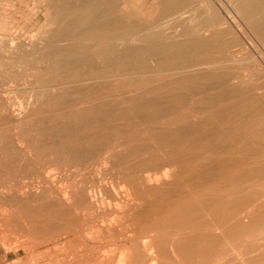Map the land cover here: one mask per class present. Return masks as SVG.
I'll use <instances>...</instances> for the list:
<instances>
[{
    "label": "rangeland",
    "instance_id": "obj_1",
    "mask_svg": "<svg viewBox=\"0 0 264 264\" xmlns=\"http://www.w3.org/2000/svg\"><path fill=\"white\" fill-rule=\"evenodd\" d=\"M120 1L122 3V8L125 6L127 7V8L126 7L123 8L124 9L123 14H125V11H128L130 18L132 20L136 21V27L134 28L135 31L134 30L132 31L131 37L129 38L127 43H126V41L124 42L121 40L113 42L111 45L106 43L107 46H106V44L102 43L103 45H105L104 49H109V48L111 49L113 47V50L115 52L117 51L115 55L118 57H115V55H114V56H111L107 60L106 56L105 57L103 56L104 57L103 58L102 55H100V54H98L99 56L93 55L94 51L97 54V51H99V49L102 47L101 46L102 44H99L96 41L95 42L94 41H85V40L82 41L81 39H79V40L75 39V40H70V41L57 42V41H52L51 39L47 38L46 35H43L44 32H48L47 29H49V27L47 28L46 25H44L45 24V8H46L47 0H0V63H1L0 64V131H1L0 132V136H1L0 137L1 138V140H0V158L5 159V161H3V159H0L1 160V162H0V175L2 173L1 176L3 177L2 178L0 176V185H1L0 186V189H1L0 190V206H1V209H0V227H2V228H0V264H50V263L51 264H66V263L67 264L68 263L69 264H114L116 262H117L116 264H119V259H120V264H133V263H135V264H146L147 261H149V260H150L149 261L150 264H177V263L178 264H203V263H205V264H209V263L210 264H219L221 262H222L221 264H245V263H243L244 261L246 262V264H252L254 261L260 260V258H264V239H263L264 238V215H263V213H264V165H263L264 164V153H263L264 152V140H263L264 139V136H263L264 135V128L260 127L259 129H255V131H254L253 128H250L249 125H246L248 123L245 122L244 117L246 119L247 116L240 117L241 121H237L238 120L237 118H239V115H238L239 112L241 113V115L242 114L244 115V113H245V115H247L246 113H248L252 110L256 111L255 113L252 111L253 114H256L257 110L258 111L262 110L257 114L258 118H256V122L257 123H264V120H263L264 119V115H263V113H264V39L261 36L257 35L253 31L254 25L257 24L258 22L261 23L262 25H264V11H260V10H258V12L255 11L254 13L256 15L250 14V15H252V16L254 15V16L253 17L251 16L250 19L247 20L249 17L245 16L247 14H245V12H244V9H245L244 4L247 3L249 0H175V1L174 0H167V2L173 3V4H169V5H172L171 9L174 7L176 8L179 5L178 6L179 8L178 7L177 8L179 9L180 12L182 11V13L184 14L183 15L184 18H183V20H179V19H173V18L169 17L166 19L168 24L159 25L158 22L161 19V17H160V13H159L160 5H158V4L160 3V0H125V1L120 0ZM174 3L177 4V6ZM243 16H245V19ZM244 20H247V22ZM213 21L222 24L221 26L218 25L219 27L214 29V30H217L220 32L218 34L217 39H214V37L212 38V36H211L212 31H210V30L207 31L208 27H205V26L210 25L211 22H213ZM252 21L255 23L254 25H253ZM215 22H213V23H215ZM161 23H162V21H161ZM42 26L43 27L45 26V28H43ZM38 29H39V31H41V30L42 31L39 33ZM186 30L188 31V34H187V32H185ZM185 34H187L188 36ZM190 34H191V37H190ZM171 35H172V37H171ZM168 36H170L171 38ZM42 37H44V38H42ZM148 37H149V39H148ZM135 38L137 39V41ZM145 38H146V40H145ZM205 38H206V40H205ZM191 40H192V42H191ZM149 41H150V43H149ZM213 42H216V43H213ZM49 43H50V45H49ZM209 43H210V45H209ZM175 44L181 46L180 49ZM2 45L6 46L7 48L3 47ZM192 45H194L195 49ZM188 46L191 47L193 50H191V48H188ZM39 47H41V48H39ZM184 47L187 50H185ZM149 48H151L152 50ZM74 49L76 52L74 51ZM80 49H82L83 52L80 51ZM118 49H119V51H118ZM9 50H11L12 52H10ZM68 50L69 51L71 50V54ZM178 50H181V51H178ZM159 55L162 57H160ZM123 56H125L127 58H124ZM157 56L159 57V59ZM61 57H62V60H61ZM116 58L119 59V61ZM177 58H179V59L177 60ZM39 59H41V60H39ZM42 59H43V62H42ZM110 61L113 64L110 63ZM122 61H124L123 63H125V64H122L121 63ZM147 61H149V62H147ZM204 61H207V62L205 63ZM52 62H54L55 64ZM57 62H59V63H57ZM43 63L45 65H43ZM137 63L139 66L137 65ZM50 65H53V66H50ZM62 65L64 66L63 68H62ZM48 66H50V67H48ZM33 67H35V68L33 69ZM74 68L78 71H76ZM66 69H67V71H66ZM92 69H93V72H92ZM108 69L110 70V73H109ZM63 70H65V72ZM69 70H71V71H69ZM114 70H115V72H114ZM121 70H124L125 73H123ZM94 71L95 72L97 71V73H95ZM103 72H105V73H103ZM86 73H87V75H86ZM100 73L102 74V76L99 75ZM27 74H28V76H30L29 78H31V79L28 78ZM127 74H129V75H127ZM123 75L125 76L126 80L123 79L124 78ZM196 75H197V79H199V80L196 79ZM188 76H189V78H188ZM143 77L145 80L143 79ZM231 77H232L231 80H233V78H234L233 82L230 80ZM36 78H37V80H36ZM112 78H114V80ZM131 78H132V80H130ZM50 79H51V81H50ZM146 79H147V81H146ZM241 79L243 81H241ZM177 80H180V82L179 81L177 82ZM34 81H37V83ZM119 81L122 82V84H120ZM130 81H132V82H130ZM144 81H146V82H144ZM33 83L37 84L36 87ZM42 83H44L45 85ZM30 84H31V86H29ZM53 84L55 85V88L57 89L56 90L54 88L57 95H55V92H53V88H51L52 90L50 89V92L47 91V90H49L48 89L49 85L51 86ZM173 85H176V86H173ZM158 86H161V87L159 88ZM164 86L165 87L167 86V87L165 88ZM40 87H41V89H40ZM182 87H183L184 91H182L183 90ZM84 88H87V91L84 90ZM169 88H171V89L173 88L175 90H171ZM179 88L181 89V91L179 90ZM30 89H31V91H30ZM42 89L46 90L45 92H48L51 94L54 93V94L50 95L48 93H45ZM228 89H229V91H228ZM231 89H232V92H230ZM32 90L34 91V94L37 93L38 95L37 94H36L37 96L33 95ZM41 90L44 93H41L42 92ZM76 91H77V93H75ZM174 91H176V92H174ZM72 92H74V93H72ZM58 93H59V95H58ZM152 93H153V95H152ZM167 93H169V94H167ZM172 93L174 94L173 98H175L177 96V98H175L174 100L171 97ZM232 93H233V95H235L237 93L239 95V96L235 95L237 98L243 96V94H244L245 98L241 97L242 99H245L244 102L241 98H238L236 100V97L233 96ZM44 94H48V95H44ZM74 94H76V95L74 96ZM78 94H79V97H78ZM82 94H84L85 96ZM102 94H104V96ZM154 94H156V95H154ZM60 95H61V97H60ZM133 95L135 98L133 97ZM231 96L233 98L235 97V99H233ZM56 97H57V99H56ZM170 97L172 99H170ZM246 97L250 98V99L247 101ZM26 98H28V99H26ZM38 98L39 99L41 98V99L39 100ZM103 98L104 99L106 98L105 99L106 102H104L105 100ZM122 98H124V99H122ZM181 98H182V100H181ZM46 99L49 102L48 101L46 102ZM119 99L120 100L122 99L121 100L122 102L119 101ZM91 100H92V102H91ZM129 100H131V101L129 102ZM254 100H255V102H253ZM96 101H97V103H96ZM169 101L171 102V104ZM215 101H216V103H215ZM245 101L247 103H245ZM50 102H52V103H50ZM178 102H180L181 104ZM132 103L135 105H133ZM138 103H139V105H137ZM151 103H152V105H151ZM177 103L180 105H178ZM208 103H209V106L207 105ZM214 103H215V105H214ZM159 104H160V107H159ZM243 104H244V106H243ZM50 105H53V106H51L52 108L50 107ZM74 105H75V107H74ZM178 106H180V107H178ZM90 107L92 108V110ZM122 107L124 108V110L122 109ZM127 107H129V108H127ZM131 107H133L134 109ZM139 107H141V109ZM149 107H151L152 109L154 107L155 109L152 110ZM234 107H235V109H234ZM8 108H10V109H8ZM71 108H72V110H70ZM83 108H85V109H83ZM171 108H172V111H171ZM241 108L244 110H241ZM41 109H42V111H41ZM117 109H119V110H117ZM138 109H139V111H138ZM236 109H237V111H236ZM45 110L46 111L48 110V112H46ZM83 110H85V111H83ZM155 110H156V113H155ZM224 110H225V112H227L229 114H227V113L225 114V112L223 113L222 111H224ZM157 111H158V113H157ZM27 112H28V114H25ZM69 112H71V114ZM77 112H79V114H77ZM96 112H99V113H96ZM117 112H118V115H117ZM173 112L176 113V115L173 114ZM17 113H19V114H17ZM93 113H96L97 118H96V116L93 115ZM112 113H114V115H117V116H114ZM160 113H161V115H160ZM211 113H212V117H211ZM260 113H262L260 115L261 117H259ZM165 114L166 115L168 114L169 117L168 116L165 117L166 116ZM249 114H251V113H249ZM112 116H114L113 119H112ZM119 116H121V118ZM146 117L148 120L146 119ZM156 117L158 119H156ZM163 117H164V119H163L164 121L162 120ZM171 117L174 119H172ZM176 117H177V120L179 121V123L176 122L177 121ZM68 118H70L71 120ZM103 118L106 120H104ZM117 118H119V119H117ZM55 119L58 121H56ZM115 119H116V121H118V123L116 121H115L116 123L114 122ZM122 119L123 120L125 119V121H124L125 123H123ZM133 119H134V121H133ZM165 119L166 120L169 119V120L166 121ZM186 119H188V120H186ZM53 120H54V122H53ZM85 120H86V122H85ZM145 120H146V122H145ZM152 120L155 122V124H153L154 122ZM160 120L163 122L166 121V123L163 125V128H162L163 122L161 123ZM170 120H171V123L168 124L170 122ZM174 120H175V123H174ZM19 121L22 124H20ZM51 121L53 123H51ZM82 121H84V122H82ZM110 121H111V123H110ZM11 122H12V124H11ZM48 122H50V123L48 124ZM72 122H74V123H72ZM80 122H81V124H80ZM150 122H153V123L150 124ZM17 123H19L20 125H24V126H21L22 127L21 128L19 126V124H17ZM62 123L64 125H62ZM69 123H70V125H69ZM77 123H79V125H77ZM91 123L92 124L94 123L93 126L94 125L98 126V125L102 124L101 126L104 127L103 128L104 130L101 129L102 130L101 131L99 127H98L99 130H97L98 128L94 129L95 126L94 127L91 126L93 128V129L91 128L92 131H90L91 129H85L86 125L91 124ZM114 123L117 125H120V126H118V127H117V125L114 126L115 125ZM146 123L150 124V125H147ZM57 124H60V125L57 126ZM111 124H112V126H111ZM6 125L8 128L7 127L5 128ZM144 125H146V128L145 127L143 128ZM151 125H153V126H151ZM15 126H17V127H15ZM156 126H157V128H158V126H161V127H159L157 129V128H155ZM154 128H155V130H153ZM221 128H223V130ZM27 129H29V130H27ZM71 129H73V130H71ZM133 129H134V132H133ZM144 129H145V131H144ZM147 129H149V131H147ZM163 129H164V131H163ZM249 129H252V130H249ZM94 130L96 132H94ZM137 130H139V131L136 132ZM34 131H36V132H34ZM48 131L51 132L50 133L51 135L49 134ZM76 131L78 134H76ZM156 131H157V133L155 134ZM248 131H249V134H248ZM27 132H29L30 134ZM31 132L33 133V135L35 137L31 134ZM45 132H46V134H45ZM66 132H68L67 135H66ZM174 132H175V134H172ZM38 133H42L41 134V135H43L42 138H41V135H38ZM47 133H48V135H47ZM53 133H55L54 137L52 136ZM94 133L95 134L98 133V134L95 135ZM133 133H135V134L133 135ZM26 134H27V136H26ZM28 134H29V136H28ZM68 134H70V135H68ZM86 134H88L89 137ZM108 134L110 135L109 137L107 136ZM146 134H147V137L145 138L144 136ZM240 134H241V137H240ZM24 135L26 138L22 139L24 137ZM154 135H156L157 138ZM2 136H3V139H2ZM49 136H50V138H49ZM55 136H57V137L60 136V137L56 138ZM121 136L123 139L120 138ZM18 137L21 140H19ZM33 137H34V140L37 139L38 142L32 141ZM63 137H64V139H63ZM65 137L67 138V140ZM99 137H101V138L99 139ZM138 137H141V138H138ZM161 137H163V138H161ZM256 137L260 138L261 142L259 141V139L257 140ZM152 138L154 141L152 140ZM187 138L192 139L194 144L191 146V148H189V150L188 149L183 150V155L185 157L183 156V158L182 157L179 158L180 150H178V148H177L178 146H176V145L174 148V144H177V142H179L181 140H185ZM26 139H28V140H26ZM39 139H40V141H39ZM139 139H140V141H139ZM242 139H243V141H242ZM250 139H253V140H250ZM25 140L29 141V143L27 142V144H26ZM147 140H148V142L151 140L152 143H154V145L152 143H150L151 141L149 143L146 142ZM158 140H159V143H157ZM17 141H19V142H17ZM30 141H32L34 143H32ZM59 141H62V142H59ZM92 141H97V142H93V144H92ZM197 141H199V142H197ZM1 142H2V144H1ZM20 142H22V143H20ZM87 142H89V144ZM166 142H168V143H166ZM16 143H17V145H16ZM55 143H57V144H55ZM84 143H86V144H84ZM207 144H208V146H207ZM43 145H45V146H43ZM62 145H64V146H62ZM76 145H79V146H76ZM83 145H86L88 148L86 146H83ZM106 145H107V147H105ZM211 145H213L212 148L210 147ZM248 145H250V149L245 150V148ZM31 146L33 148H30ZM51 146H52V148H51ZM56 146L58 148L63 147V148H61L63 150L57 149ZM99 146L100 147L104 146L105 148L103 147V148L98 149ZM140 146H142V147H140ZM44 147H46V148H44ZM47 147H48V149H47ZM70 147L72 149H70ZM6 148L8 149L7 151H6ZM53 148H54V150H53ZM64 148H65V150H64ZM91 148L92 149L94 148V150L92 151ZM30 149H31V151H30ZM73 149H74V151H73ZM77 149H79V150H77ZM109 149H112V150H109ZM207 149H208V153H206ZM227 149H229L230 151H227ZM50 150H52V151H50ZM142 150H143V152H142ZM144 150H147V152L144 153ZM161 150H164V151H161ZM199 150H201V153L199 152ZM202 150H203V152H202ZM239 150L242 151V154L240 153ZM28 151H30V152H28ZM63 151H65V152H63ZM99 151H100V153H99ZM116 151L121 153V155L119 153L117 154V155H120L119 157L116 155ZM122 151H124V152L126 151V154ZM255 151H258L259 153L258 152L254 153ZM260 151H261V153H260ZM35 152H37V153H35ZM51 152L54 154H51ZM68 152L70 155L68 154ZM74 152H76L75 155H73ZM141 152L143 155H145L146 153L148 155L146 154L147 156L146 155L143 156L141 154ZM195 152L196 153L198 152L199 154L198 153L196 154ZM231 152H233V153H231ZM9 153H11V154H9ZM12 153H13V155H12ZM250 153H251V155H250ZM106 154H107V156H109L108 159H106L107 158ZM240 154H241V156H240ZM86 155H88V156H86ZM154 155H156L157 157ZM173 155H175V156H173ZM37 156L42 157V158L39 159V158H37ZM84 156H86L85 158H87V157L88 158L84 160ZM125 156H127V157H125ZM134 156H135V158H134ZM213 156H215V157L217 156V157L214 158ZM233 156H235L234 160H236V161H238L239 158L241 160V157H243V158L245 157L244 159H246V161L242 159L241 160L242 163L247 168H251V169L254 168V169L260 170V172H261L260 174H262L261 178L246 182V183H244V185L242 184V185L238 186L240 188H238V187L232 188L231 186L227 187V185H222V184L220 185V187L219 186L214 187L213 181H211V179L208 180L209 183L205 182L204 185L208 188V190H210V191L213 190V193L216 194L218 197H220V201L224 202V203L226 202V204H230V203L237 204L239 202V200L241 198H243L244 202H246V204H247V206H246L247 208L244 209V213L248 211L249 213L246 215H250L251 217L257 216V217L261 218L260 219V220H262L261 224H257L253 228H249V229H246L244 231H238V232H235L233 234H228V235H227V233L226 234L222 233L223 232L222 229H221L222 231L221 230L212 231L213 233L212 232L211 233H212V235L215 236V239L217 241H215V239H214V243L215 242L216 243L215 244L213 243L214 248L211 249L212 252H210V254L205 255V258H207V259L210 258L209 260L205 259L203 254L196 253V254L192 255L190 257V259H188V258L179 259V258H174L173 256L170 255V256H168L167 259H163V261L159 262V261L155 260L157 257L156 254L153 253L152 255L151 254L149 255V253H146L145 251H143V247L141 245L135 244L138 236L149 238L150 236H155L156 235L155 231H157V230L159 231V229H162V230L159 231V233L157 231L158 236L156 235L157 238L155 239V240H158L157 242H161L165 238L164 242H166V244H168V246H169L171 243L176 242L177 240L184 239V235H185L184 230H187L186 227H188L190 225V224H187V222H186V221H188V217L186 218V215H184V214L181 215L182 218L180 217V221H183L185 223L186 227L185 226L179 227L178 226L179 221H169L168 222V220L165 221L162 219V217L157 215V213L153 211V208L155 207V203L156 204L163 203L165 205H173L177 201L176 193H172L173 190L193 189V186H189V188L186 187L187 184L185 182H182V178H184V176H186V175H190L189 171H192L195 166L197 167V165H195V164H197V162L201 164L202 168L204 165V167H206L208 169H213L216 167L215 165H217L216 164L217 159L225 158V157L234 158ZM255 156H256V158H255ZM91 157H93L94 160H92L93 158H91ZM124 157L128 161L124 160L125 159ZM130 157H132V158H130ZM139 157H141L142 159ZM35 158H37L38 160ZM81 158H83V159H81ZM116 158H117L119 163L116 161ZM121 158H123V159H121ZM145 158L146 159L151 158L153 160L159 159L160 161H163V160L165 161L167 159L169 160V159H173V158H176V160L181 159V161L179 160V163L177 164L179 166L178 170L181 172V174L178 177L179 179L177 178L176 179L177 181L176 180L174 181L173 178H170V180L167 181V185L173 184L174 187L171 186V189L166 190V188H162V189L161 188H155L156 186L153 187L154 185H152V187L154 189H152V191L149 192L147 190V188H145L144 186H142V187L141 186H135L134 187L135 194H132L128 189L129 187L127 186L128 182H126L125 172L120 173V171H118L116 169V166H118V167L121 166L120 168L123 169L122 166L125 165V163H126V165L124 166V170L126 169L128 171V170H131L133 168H137V166L138 167L141 166V162L144 163ZM203 158H204V160H202ZM252 158H254V159H252ZM11 159H13V161H11ZM40 160H42V162ZM51 160H53V162ZM73 160H74V162H73ZM95 160H96V163L94 162ZM123 160L125 163L121 165V163H123ZM211 160H213V161L211 162ZM24 161H26V163ZM77 161H78V163H76ZM90 161H91V163H90ZM98 161H99V163L97 164ZM116 162H117V164H116ZM202 163H204V164H202ZM75 164L78 166H76ZM119 164H120V166H119ZM83 166H85V167H83ZM126 166H128L129 168H125ZM48 167H49V171H51V172L48 171V169H47ZM107 167L109 169H107ZM261 168H262V170H261ZM22 169H24V170H22ZM52 169H53V172H52ZM187 169H188V171H187ZM16 170H17V172H16ZM43 170H44V172H43ZM96 170L98 172L99 171L101 172L103 170V172H101V174H100V172L97 173ZM6 173L8 174V176L7 175L5 176ZM46 173H48V175ZM80 173H82V174H80ZM28 174H29V176H28ZM59 174L62 176H60ZM121 174H122V176H121ZM112 176H114V177H112ZM61 177H62V179H61ZM78 177H80L81 179ZM103 177H105V178H103ZM124 178H125V181H124ZM51 179L53 181H51ZM92 179H93V182H91ZM1 181H3V182H1ZM56 181L58 184L56 183ZM37 182L39 184H41V186ZM188 182H190V181L188 180ZM182 183H185V184L183 185ZM206 183H208V184H206ZM31 185L33 186V188L31 187ZM38 185H39V188H38ZM81 185H83V186H81ZM85 185H86V187H90V188H85ZM120 186H121V188H124L125 190L124 189L120 190L119 189ZM252 186H254V187H252ZM29 187H31V188H29ZM66 187H69L70 189L69 188L67 189ZM98 187H100V188H98ZM175 187H177V188L175 189ZM19 188L21 189L20 190L21 192L18 191ZM76 188L78 189V191L80 188H85L88 192H90L91 196H93V197L95 196L97 198L96 200H98V201H100V199L102 197H104V199L101 200L103 202L100 201L98 203V204H100V208L98 209V211L89 212V214H87L86 213L87 211L77 212L73 209V205L71 203L72 200L69 198L67 199L65 197L68 196V194L70 192H76V190H77ZM65 189L68 191V194H66V196L63 195L67 192ZM94 189L95 190L100 189L101 192L99 190L98 191L96 190V191H97V193L99 192L98 194L101 196H99ZM112 189H115V190H112ZM145 189L147 190L148 194H147V192H145L146 191ZM12 190H14L13 193H12ZM71 190H73V191H71ZM89 190H91V191H89ZM235 190L238 192H236ZM116 191H117V193H116ZM126 191H127L128 197L126 196ZM128 191H129V193H128ZM17 192L19 194L18 197L16 196V195H18ZM27 192H28V194H25ZM20 193H21V195H20ZM93 193H94V195H93ZM108 193H110V194H108ZM3 194H6V195H3ZM14 194H15V196H14ZM115 194H117V196H114ZM9 195H11L14 200ZM23 195L24 196L26 195V197L28 198L27 201L23 197ZM43 195H44V197H43ZM141 195H142V197H141ZM164 195H165V197H164ZM230 195H231L232 199L230 198ZM48 196L49 197L51 196V197L48 198ZM223 196H224V198L229 197V199L228 198L224 199ZM6 197H9L8 198L9 200ZM4 198H6V201H9L10 203L6 202ZM17 198L19 200H17ZM21 198H22V200H24V202H22V200L20 201ZM151 198H152V200H151ZM221 198L223 199V201ZM47 199H49V201ZM1 200H3V201H1ZM17 201H20L22 203V205H21V203L16 204V203H18ZM40 202L43 206L40 204ZM116 202L118 204H120V205H118L120 210L118 209V206L115 205ZM51 203L53 204V206H51ZM58 203H60L61 205H59ZM101 203L105 207H102ZM108 203H110V204H108ZM121 203H123V204H121ZM127 203H128V205H127ZM150 203H151V206H150ZM107 204L110 206L108 207ZM25 205H29V207L25 206ZM31 205H33V206H31ZM22 206L26 207L27 210L22 209ZM30 206L32 208L34 207L33 208L34 212H32V208ZM63 206H64V209H62ZM127 206H129V207H127ZM11 207H13V209ZM14 207H16V208L18 207V209L20 208V210L22 209V212L25 210L23 212L24 216H22V213L20 210L17 209L19 211L18 212ZM120 207H122V208H120ZM29 208H31V209H29ZM45 208H47V209H45ZM49 208H52V209L58 208V209H56V211H58L56 213V215H54L55 209L54 210L51 209L52 210V212H51V210ZM60 208L62 210H59ZM103 208H104V210H103ZM138 208H139V210L142 209L143 212H141L142 210L139 211ZM2 209L4 212L2 211ZM37 209L38 210L42 209L43 211L39 210V212L36 213V211H38ZM67 209H69V210H67ZM128 209H129L130 213H129ZM145 209H146V211H145ZM72 210L74 212H72ZM41 211L43 214L41 213ZM133 211H135V212H133ZM17 212L20 214H16ZM28 212L32 213V214H29ZM50 212H51V214H53V218L55 216L59 220H55V218L53 219ZM65 212H66V215H65ZM9 213L11 215H9ZM47 213H48V215H47ZM67 213H68V215H67ZM135 213H136V215H135ZM61 214H62V216H61ZM219 214H220L219 216H222L224 214V212L222 211ZM200 215L198 214L196 216L197 221L196 220H195V222L193 221L192 224L195 225V224H200L202 222H206L207 220L211 219V217H212V214L207 213V211L201 213ZM43 216H45L47 218L45 222L43 221V220H45L43 218ZM209 216H210V218L208 219ZM76 217H78L79 219ZM146 217H147V219H146ZM156 217H158V218H156ZM49 218H50V221H49ZM63 218L65 221H63ZM110 218H112V219H110ZM155 219H157V220H155ZM159 219H160V221H159ZM249 219H250V217H249ZM249 219L246 218V221L243 220L244 224H246V227L248 226V224L250 222ZM15 220H17L18 222ZM23 220H25V221H23ZM53 220L57 221V223L54 222ZM72 220H74V222ZM87 220H88V223H87ZM111 220L114 222H112ZM161 220H163V221H161ZM61 221L64 222L66 224V226ZM39 222L41 225L38 224ZM46 222L49 224H47ZM15 223L17 225H15ZM60 223H61L62 227L59 228ZM75 223L78 224V227L76 226ZM229 223H232V221H228L227 224H225V227L228 226ZM57 224H59V225H57ZM38 225H40V226L38 227ZM165 225H167V226H165ZM57 227L60 230H58ZM156 227H157V229H156ZM174 228H176V229H174ZM254 228L255 229L258 228V230L257 229L255 230ZM75 229H77L78 231ZM223 229L225 230V228H223ZM106 230H108V231H106ZM140 230H142V231H140ZM153 230H155V231H153ZM166 230H168V231H166ZM22 231H23V233H22ZM162 231L165 233H161ZM16 235H19V236H16ZM24 235H26V236H24ZM50 235H52V236H50ZM169 235H170V237H169ZM171 235H173V236L171 237ZM51 237H52V239H50ZM217 237H219V238L217 239ZM223 237H225V239ZM3 238H4V240H3ZM22 239H24V240L22 241ZM28 239H31V241ZM149 240H150V238H149ZM28 241H30V242H28ZM40 241H42L43 243ZM145 241H148V240L145 239ZM257 241H258V244L256 243ZM221 243H222V245H221ZM261 244H263V245H261ZM61 245H63V246H61ZM125 245L128 247H126ZM213 245H212V247H213ZM104 246H106L111 252ZM113 246H115V247H113ZM216 246H218V248ZM93 248H95V249H93ZM128 248L130 250H128ZM103 250H106L108 252L105 253L106 251H103ZM119 250H120L121 254H119L120 253ZM123 250H126V251H123ZM101 252L102 253L104 252V254H102ZM124 252H129V253L132 252V253L126 254ZM116 253H118L119 255H117ZM250 253H252V254H250ZM127 255L130 257V259L128 258ZM226 255H227V257H226ZM247 255L249 256V258L247 257ZM146 256H147V258H146ZM215 256H216V258H215L216 261L214 260ZM256 256H257V258H256ZM221 257H222V259H221ZM253 257L256 259L254 260ZM243 258L245 260H243ZM151 259H154V260L151 261ZM186 259H187V261H186ZM219 259H221V260H219ZM139 260H142V261H139ZM228 260L230 263L228 262ZM240 260H242V261H240Z\"/></svg>",
    "mask_w": 264,
    "mask_h": 264
},
{
    "label": "bare ground",
    "instance_id": "obj_2",
    "mask_svg": "<svg viewBox=\"0 0 264 264\" xmlns=\"http://www.w3.org/2000/svg\"><path fill=\"white\" fill-rule=\"evenodd\" d=\"M125 1V0H124ZM175 1V0H174ZM171 2V1H170ZM177 3V2H176ZM169 4H173V3H169V2H167V0H160V3L158 4V5H160V11H159V13H160V17H161V19L159 20V22H158V24L159 25H165V24H168V22L166 21V19L167 18H173V19H179V20H183V13H182V11L180 12L179 11V5L177 6V4H175L177 7L174 9V8H172L171 9V6L172 5H169ZM179 4V3H178ZM174 5V6H175ZM245 5V9H244V12H245V14H247V15H245L246 17H249L247 20H249L250 19V17L252 16V15H250V14H255L254 12L255 11H257L258 12V10H260V11H264V0H249L247 3H245L244 4ZM126 7V6H125ZM125 7H123V8H125ZM122 8V3H121V1L120 0H47V4H46V8H45V24L44 25H46V27L48 28L49 27V29H47L48 30V32H44V34L43 35H46V37L47 38H49V39H51L52 41H57V42H63V41H70V40H75V39H81L82 41L83 40H85V41H96V42H98L99 44H106V43H108V44H112L113 42H116V41H126V43H127V41L129 40V38L131 37V34H132V31L134 30V28L136 27V21L135 20H132L131 18H130V15H129V13H128V11H125V14H123V9ZM127 8V7H126ZM126 10V9H125ZM256 12V13H257ZM249 15V16H248ZM256 15V14H255ZM245 16H243L244 17V19H245ZM254 16V15H253ZM252 16V17H253ZM247 20H244V21H246L247 22ZM253 20V19H252ZM161 21H162V23H161ZM256 21V20H255ZM259 21V20H258ZM210 22V21H209ZM213 22H215V21H213ZM213 22H211V24L210 25H208V26H205V27H208V29H207V31L208 30H210V31H212V38L214 37V39H217L218 38V34L220 33L219 31H217V30H214L215 28H217V27H219V26H221L222 24H220V23H218V22H215V23H213ZM250 22V21H249ZM253 22V21H252ZM173 23V22H172ZM139 24V23H138ZM255 23L253 22V25H254ZM219 25V26H218ZM167 26V25H166ZM43 27V26H42ZM204 27V28H205ZM43 28H45V26L43 27ZM200 28V27H199ZM203 28V29H204ZM140 29V28H139ZM138 29V30H139ZM198 29V28H197ZM196 29V30H197ZM221 29V28H220ZM44 30V29H43ZM46 30V29H45ZM42 31V30H41ZM41 31H39V29H38V32L40 33ZM135 31V30H134ZM253 31L257 34V35H259V36H261L263 39H264V25H262L261 23H257V24H255L254 25V28H253ZM185 32H187V34H188V31L186 30ZM184 32V33H185ZM38 33V34H39ZM155 34V33H154ZM187 34H185V35H187ZM41 35V34H40ZM42 35V36H43ZM39 36V35H38ZM145 36V35H144ZM156 36V35H155ZM159 36V35H158ZM178 36V35H177ZM183 36V35H182ZM188 36V35H187ZM45 37V38H46ZM143 37V36H142ZM141 37V38H142ZM168 37H170V36H168ZM171 37H172V35H171ZM170 37V38H171ZM190 37H191V34H190ZM42 38H44V37H42ZM136 39V38H135ZM148 39H149V37H148ZM152 39V38H151ZM260 39V38H259ZM145 40H146V38H145ZM153 40V39H152ZM205 40H206V38H205ZM84 41V42H85ZM136 41H137V39H136ZM155 41V40H154ZM2 42V41H1ZM51 42V41H50ZM189 42V41H188ZM191 42H192V40H191ZM194 42V41H193ZM219 42V41H218ZM3 43V42H2ZM5 43V42H4ZM149 43H150V41H149ZM187 43V42H186ZM185 43V44H186ZM213 43H216V42H213ZM6 44V43H5ZM101 45L102 47L99 49V51H97V54H96V52L94 53L93 52V55H97V56H99L98 54H100V55H102V57L104 56H106L107 57V60L111 57V56H114L115 54H116V52L113 50V47L110 49H104V47H105V45ZM132 44V43H131ZM148 44V43H147ZM152 44V43H151ZM177 44V43H176ZM175 44V45H176ZM192 44V43H191ZM218 44V43H217ZM35 45V44H34ZM47 45V44H46ZM49 45H50V43H49ZM209 45H210V43H209ZM3 46V45H2ZM106 46H107V44H106ZM116 46V45H115ZM176 46H178L179 47V49H180V47L181 46H179V45H176ZM193 47H194V45H192ZM213 46V45H212ZM221 46V45H220ZM223 46V45H222ZM3 47H5V48H7L6 46H3ZM39 48H41V47H39ZM118 48V47H117ZM116 48V49H117ZM123 48V47H122ZM125 48V47H124ZM134 48V47H133ZM185 48V47H184ZM188 48H191V47H189L188 46ZM3 49V48H2ZM63 49V48H62ZM139 49V48H138ZM149 49H151V48H149ZM194 49H195V47H194ZM121 50V49H120ZM130 50V49H129ZM141 50V49H140ZM152 50V49H151ZM185 50H187L186 48H185ZM191 50H193L192 48H191ZM10 52H12L11 50H9ZM8 51V52H9ZM69 51V50H68ZM74 51H75V49H74ZM80 51H82V49H80ZM118 51H119V49H118ZM178 51H181V50H178ZM15 52V51H14ZM64 52V51H63ZM70 52V54H71V50L69 51ZM76 52V51H75ZM83 52V51H82ZM86 52V51H85ZM88 52V51H87ZM125 52V51H124ZM139 52V51H138ZM187 52V51H186ZM194 52V51H193ZM79 53V52H78ZM119 53V52H118ZM122 53V52H121ZM149 53V52H148ZM163 53V52H162ZM195 53V52H194ZM57 54V53H56ZM60 54V53H59ZM75 54V53H74ZM120 54V53H119ZM160 54V53H159ZM169 54V53H168ZM171 54V53H170ZM180 54V53H179ZM43 55V54H42ZM52 55V54H51ZM66 55V54H65ZM83 55V54H82ZM190 55V54H189ZM194 55V54H193ZM54 56V55H53ZM56 56V55H55ZM75 56V55H74ZM80 56V55H79ZM141 56V55H140ZM160 56V55H159ZM179 56V55H178ZM44 57V56H43ZM81 57V56H80ZM101 57V58H102ZM103 57V58H104ZM115 57H118V56H116L115 55ZM124 58H127V57H125V56H123ZM139 57V56H138ZM158 57V56H157ZM160 57H162V56H160ZM173 57V56H172ZM190 57V56H189ZM196 57V56H195ZM45 58V57H44ZM102 58V59H103ZM168 58V57H167ZM181 58V57H180ZM188 58V57H187ZM199 58V57H198ZM59 59V58H58ZM65 59V58H64ZM75 59V58H74ZM82 59V58H81ZM115 59V58H114ZM117 59V58H116ZM130 59V58H129ZM158 59H159V57H158ZM165 59V58H164ZM176 59V58H175ZM179 58H177V60H178ZM197 59V58H196ZM39 60H41V59H39ZM47 60V59H46ZM61 60H62V57H61ZM84 60V59H83ZM118 61H119V59H117ZM125 60V59H124ZM155 60V59H154ZM194 60V59H193ZM208 60V59H207ZM48 61V60H47ZM65 61V60H64ZM100 61V60H99ZM102 61V60H101ZM146 61V60H145ZM168 61V60H167ZM176 61V60H175ZM174 61V62H175ZM203 61V60H202ZM42 62H43V59H42ZM51 62V61H50ZM75 62V61H74ZM117 62V61H116ZM124 61H122L121 63L122 64H125V63H123ZM147 62H149V61H147ZM151 62V61H150ZM179 62V61H178ZM205 63L207 62V61H204ZM48 63V62H47ZM52 63H54V62H52ZM57 63H59V62H57ZM56 63V64H57ZM109 63V62H108ZM110 63H112L111 61H110ZM184 63V62H183ZM1 64V63H0ZM49 64V63H48ZM47 64V65H48ZM55 64V63H54ZM53 64V65H54ZM77 64V63H76ZM104 64V63H103ZM113 64V63H112ZM132 64V63H131ZM154 64V63H153ZM43 65H45L44 63H43ZM53 65H50V66H53ZM116 65V64H115ZM137 65H138V63H137ZM182 65V64H181ZM185 65V64H184ZM50 66H48V67H50ZM67 66V65H66ZM65 66V67H66ZM95 66V65H94ZM105 66V65H104ZM103 66V67H104ZM139 66V65H138ZM64 66L62 65V68H63ZM89 67V66H88ZM128 67V66H127ZM18 68V67H17ZM35 67H33V69H34ZM38 68V67H37ZM96 68V67H95ZM189 68V67H188ZM209 68V67H208ZM21 69V68H20ZM68 69V68H67ZM67 69H66V71H67ZM75 69V68H74ZM98 69V68H97ZM130 69V68H129ZM139 69V68H138ZM3 70V69H2ZM37 70V69H36ZM35 70V71H36ZM76 70V69H75ZM109 70V69H108ZM20 71V70H19ZM64 72H65V70H63ZM69 71H71V70H69ZM76 71H78V70H76ZM106 71V70H105ZM113 71V70H112ZM123 73H125L124 72V70H121ZM129 71V70H128ZM127 71V72H128ZM132 71V70H131ZM130 71V72H131ZM24 72V71H23ZM80 72V71H79ZM90 72V71H89ZM92 72H93V69H92ZM95 72V71H94ZM114 72H115V70H114ZM88 73V72H87ZM87 73H86V75H87ZM95 73H97V71L95 72ZM103 73H105V72H103ZM109 73H110V70H109ZM108 73V74H109ZM112 73V72H111ZM129 73V72H128ZM90 74V73H89ZM88 74V75H89ZM93 74V73H92ZM157 74V73H156ZM206 74V73H205ZM234 74V73H233ZM100 76H102V74L100 73L99 74ZM127 75H129V74H127ZM126 75V76H127ZM137 75V74H136ZM208 75V74H207ZM27 76H28V74H27ZM37 76V75H36ZM51 76V75H50ZM95 76V75H94ZM104 76V75H103ZM124 76V75H123ZM146 76V75H145ZM155 76V75H154ZM167 76V75H166ZM234 76V75H233ZM232 76V77H233ZM2 77V76H1ZM30 76H28V78H29ZM64 77V76H63ZM232 77L230 78V80L232 79ZM19 78V77H18ZM34 78V77H33ZM51 78V77H50ZM62 78V77H61ZM60 78V79H61ZM115 78V77H114ZM114 78H112L113 80H114ZM117 78V77H116ZM188 78H189V76H188ZM238 78V77H237ZM29 79H31V78H29ZM52 79V78H51ZM51 79H50V81H51ZM54 79V78H53ZM63 79V78H62ZM124 80H126V78H125V76H124V78H123ZM142 79V78H141ZM143 79H144V77H143ZM160 79V78H159ZM196 79H197V75H196ZM202 79V78H201ZM204 79V78H203ZM206 79V78H205ZM224 79V78H223ZM243 79V78H242ZM241 79V81H243ZM36 80H37V78H36ZM55 80V79H54ZM70 80V79H69ZM117 80V79H116ZM115 80V81H116ZM130 80H132V78L130 79ZM145 80V79H144ZM175 80V79H174ZM197 80H199V79H197ZM207 80V79H206ZM233 80H234V78H233ZM233 80H231L232 82H233ZM28 81V80H27ZM42 81V80H41ZM53 81V80H52ZM61 81V80H60ZM98 81V80H97ZM118 81V80H117ZM141 81V80H140ZM143 81V80H142ZM146 81H147V79H146ZM146 81H144V82H146ZM180 82V80H177V82ZM205 81V80H204ZM217 81V80H216ZM9 82V81H8ZM30 82V81H29ZM32 82V81H31ZM34 82H36L37 83V81H34ZM80 82V81H79ZM93 82V81H92ZM120 82V81H119ZM130 82H132V81H130ZM163 82V81H162ZM169 82V81H168ZM183 82V81H182ZM203 82V81H202ZM206 82V81H205ZM218 82V81H217ZM45 83V82H44ZM44 83H42V84H44ZM134 83V82H133ZM167 83V82H166ZM170 83V82H169ZM176 83V82H175ZM193 83V82H192ZM34 84V83H33ZM39 84V83H38ZM120 84H122V82H120ZM168 84V83H167ZM172 84V83H171ZM191 84V83H190ZM22 85V84H21ZM26 85V84H25ZM35 85V87H36V85L37 84H34ZM45 85V84H44ZM43 85V86H44ZM158 85V84H157ZM192 85V84H191ZM29 86H31V84L29 85ZM39 86V85H38ZM41 86V85H40ZM42 86V87H43ZM118 86V85H117ZM125 86V85H124ZM162 86V85H161ZM161 86H158L159 88L161 87ZM173 86H176V85H173ZM25 87V86H24ZM116 87V86H115ZM120 87V86H119ZM165 87V86H164ZM167 87V86H166ZM165 87V88H166ZM231 87V86H230ZM51 88H53V92H55V85L53 84V85H49V87H48V89L49 90H47V91H49L50 92V89ZM55 88V89H54ZM103 88V87H102ZM111 88V87H110ZM121 88V87H120ZM40 89H41V87H40ZM114 89V88H113ZM112 89V90H113ZM119 89V88H118ZM169 89H171V88H169ZM182 89H183V87H182ZM233 89V88H232ZM232 89H231V91L230 92H232ZM248 89V88H247ZM43 90V89H42ZM41 90V91H42ZM52 90V89H51ZM57 90V89H56ZM84 90H86L87 91V88H84ZM171 90H175V89H171ZM170 90V91H171ZM178 90V89H177ZM176 90V91H177ZM179 90L181 91V89L179 88ZM237 90V89H236ZM30 91H31V89H30ZM44 92L46 91V90H43ZM41 92V93H44V92ZM85 91V92H86ZM126 91V90H125ZM176 91H174V92H176ZM182 91H184V89L182 90ZM228 91H229V89H228ZM234 91V90H233ZM240 91V90H239ZM238 91V92H239ZM26 92V91H25ZM52 92V91H51ZM95 92V91H94ZM99 92V91H98ZM246 92V91H245ZM28 93V92H27ZM32 93H33V95H36L37 93H35L34 94V91L32 90ZM40 93V92H39ZM45 93H48V92H45ZM60 93V92H59ZM59 93H58V95H59ZM71 93V92H70ZM72 93H74V92H72ZM75 93H77V91L75 92ZM87 93V92H86ZM103 93V92H102ZM117 93V92H116ZM31 94V93H30ZM48 94H50V95H53V94H51V93H48ZM48 94H44V95H48ZM129 94V93H128ZM151 94V93H150ZM167 94H169V93H167ZM181 94V93H180ZM201 94V93H200ZM229 94V93H228ZM240 94V93H239ZM246 94V93H245ZM38 95V94H37ZM36 95V96H37ZM42 95V94H41ZM40 95V96H41ZM55 95H57L56 94V92H55ZM76 94H74V96H75ZM82 95H84V94H82ZM103 96H104V94H102ZM152 95H153V93H152ZM154 95H156V94H154ZM158 95V94H157ZM161 95V94H160ZM159 95V96H160ZM176 95V94H175ZM232 95H233V93H232ZM235 95H237V96H239L237 93L235 94ZM235 95H233V96H235ZM248 95V94H247ZM64 96V95H63ZM85 96V95H84ZM91 96V95H90ZM100 96V95H99ZM102 96V97H103ZM140 96V95H139ZM165 96V95H164ZM182 96V95H181ZM34 97V96H33ZM59 97V96H58ZM60 97H61V95H60ZM78 97H79V94H78ZM83 97V96H82ZM114 97V96H113ZM133 97H134V95H133ZM138 97V96H137ZM141 97V96H140ZM155 97V96H154ZM157 97V96H156ZM172 98L174 97V94L172 93V96H171ZM170 97V99H172ZM183 97V96H182ZM230 97V96H229ZM232 97V96H231ZM236 97V96H235ZM235 97L233 98V99H235ZM241 97H243V98H245L244 97V94H243V96H241ZM241 97H238V98H241ZM248 97V96H247ZM246 97V98H247ZM250 97V96H249ZM91 98V97H90ZM107 98V97H106ZM105 98V99H106ZM135 98V97H134ZM164 98V97H163ZM175 98H177V96L175 97ZM175 98H173V100L175 99ZM237 97H236V100L238 99ZM26 99H28V98H26ZM31 99V98H30ZM36 99V98H35ZM39 99V98H38ZM41 99V98H40ZM39 99V100H40ZM44 99V98H43ZM42 99V100H43ZM56 99H57V97H56ZM59 99V98H58ZM89 99V98H88ZM104 99V98H103ZM104 99V100H105ZM122 99H124V98H122ZM121 99V100H122ZM155 99V98H154ZM158 99V98H157ZM165 99V98H164ZM179 99V98H178ZM242 99V98H241ZM250 98H247V101L249 100ZM37 100V99H36ZM80 100V99H79ZM103 100V101H104ZM109 100V99H108ZM120 99H119V101H121ZM128 100V99H127ZM181 100H182V98H181ZM191 100V99H190ZM243 100V102H244V100L245 99H242ZM241 100V101H242ZM48 100L46 99V102H47ZM52 101V100H51ZM61 101V100H60ZM74 101V100H73ZM88 101V100H87ZM98 101V100H97ZM97 101H96V103H97ZM131 100H129V102H130ZM172 101V100H171ZM193 101V100H192ZM10 102V101H9ZM49 102V101H48ZM63 102V101H62ZM82 102V101H81ZM91 102H92V100H91ZM102 102V101H101ZM104 102H106V100L104 101ZM108 102V101H107ZM112 102V101H111ZM122 102V101H121ZM125 102V101H124ZM133 102V101H132ZM170 102V101H169ZM177 102V101H176ZM205 102V101H204ZM242 102V103H243ZM253 102H255V100L253 101ZM257 102V101H256ZM39 103V102H38ZM50 103H52V102H50ZM54 103V102H53ZM99 103V102H98ZM113 103V102H112ZM149 103V102H148ZM178 103H180V102H178ZM177 103V104H178ZM215 103H216V101H215ZM215 103H214V105H215ZM218 103V102H217ZM245 103H247L246 101H245ZM48 104V103H47ZM63 104V103H62ZM81 104V103H80ZM93 104V103H92ZM100 104V103H99ZM126 104V103H125ZM129 104V103H128ZM133 104V103H132ZM170 104H171V102H170ZM176 104V105H177ZM181 104V103H180ZM180 104H178V105H180ZM188 104V103H187ZM46 105V104H45ZM54 105V104H53ZM53 105H50V107L51 106H53ZM82 105V104H81ZM89 105V104H88ZM91 105V104H90ZM101 105V104H100ZM133 105H135V104H133ZM137 105H139V103L137 104ZM151 105H152V103H151ZM208 106H209V103L207 104ZM130 106V105H129ZM147 106V105H146ZM150 106V105H149ZM186 106V105H185ZM191 106V105H190ZM243 106H244V104H243ZM64 107V106H63ZM62 107V108H63ZM74 107H75V105H74ZM85 107V106H84ZM92 107V106H91ZM90 107V108H91ZM102 107V106H101ZM144 107V106H143ZM158 107V106H157ZM159 107H160V104H159ZM178 107H180V106H178ZM200 107V106H199ZM250 107V106H249ZM52 108V107H51ZM82 108V107H81ZM80 108V109H81ZM99 108V107H98ZM113 108V107H112ZM117 108V107H116ZM127 108H129V107H127ZM131 108H133V107H131ZM136 108V107H135ZM140 109H141V107H139ZM145 108V107H144ZM149 108H151V107H149ZM184 108V107H183ZM8 109H10V108H8ZM68 109V108H67ZM77 109V108H76ZM83 109H85V108H83ZM122 109L124 110V108L122 107ZM134 109V108H133ZM152 109V108H151ZM153 109H155L154 107H153ZM152 109V110H153ZM194 109V108H193ZM208 109V108H207ZM234 109H235V107H234ZM249 109V108H248ZM2 110V109H1ZM70 110H72V108L70 109ZM82 110V109H81ZM91 110H92V108H91ZM98 110V109H97ZM117 110H119V109H117ZM145 110V109H144ZM150 110V109H149ZM157 110V109H156ZM156 110H155V113H156ZM209 110V109H208ZM219 110V109H218ZM223 110V109H222ZM241 110H244V109H242L241 108ZM240 110V111H241ZM252 110V109H251ZM257 110V109H256ZM5 111V110H4ZM41 111H42V109H41ZM46 111V110H45ZM52 111V110H51ZM83 111H85V110H83ZM100 111V110H99ZM138 111H139V109H138ZM142 111V110H141ZM171 111H172V108H171ZM211 111V110H210ZM236 111H237V109H236ZM253 111V110H252ZM252 111H250V112H248V113H246L247 115H245V113H244V115L242 114L241 115V113L239 112L238 113V115H239V118H237L238 120L237 121H241L240 119V117H244V116H247L246 117V119H245V117H244V120H245V122H247L248 124H246V125H249V127L250 128H253V130L255 131V129H259L260 127H263L264 128V123H257L256 122V118H258L257 117V114L260 112V111H262V110H260V111H258L257 110V113L256 114H253L252 113ZM7 112V111H6ZM10 112V111H9ZM39 112V111H38ZM46 112H48V110L46 111ZM132 112V111H131ZM130 112V113H131ZM145 112V111H144ZM152 112V111H151ZM221 112V111H220ZM223 113L225 112V110L224 111H222ZM242 112V111H241ZM254 113L256 112V111H253ZM8 113V112H7ZM23 113V112H22ZM30 113V112H29ZM70 114H71V112H69ZM96 113H99V112H96ZM96 113H93V115L94 116H96ZM129 113V112H128ZM127 113V114H128ZM148 113V112H147ZM154 113V114H155ZM157 113H158V111H157ZM217 113V112H216ZM227 112H225V114H226ZM243 113V112H242ZM249 113H251V114H249ZM3 114V113H2ZM14 114V113H13ZM16 114V113H15ZM17 114H19V113H17ZM25 114H28V112L27 113H25ZM77 114H79V112H77ZM113 115H114V113H112ZM116 114V113H115ZM149 114V113H148ZM163 114V113H162ZM173 114H175L176 115V113H174L173 112ZM182 114V113H181ZM199 114V113H198ZM206 114V113H205ZM218 114V113H217ZM220 114V113H219ZM227 114H229V113H227ZM249 114V115H248ZM262 113H260L259 114V117H261L260 115H261ZM30 115V114H29ZM91 115V114H90ZM117 115H118V112H117ZM117 115H114V116H117ZM131 115V114H130ZM133 115V114H132ZM160 115H161V113H160ZM166 115V114H165ZM172 115V114H171ZM170 115V116H171ZM183 115V114H182ZM263 115H264V113H263ZM13 116V115H12ZM23 116V115H22ZM57 116V115H56ZM55 116V117H56ZM85 116V115H84ZM108 116V115H107ZM114 116H112V119L114 118ZM149 116V115H148ZM168 116V114L165 116V117H167ZM174 116V115H173ZM178 116V115H177ZM228 116V115H227ZM90 117V116H89ZM120 118H121V116H119ZM151 117V116H150ZM169 117V116H168ZM211 117H212V113H211ZM80 118V117H79ZM96 118H97V116H96ZM106 118V117H105ZM110 118V117H109ZM139 118V117H138ZM172 118V117H171ZM210 118V117H209ZM216 118V117H215ZM232 118V117H231ZM68 119H70V118H68ZM85 119V118H84ZM104 119V118H103ZM108 119V118H107ZM111 119V118H110ZM117 119H119V118H117ZM136 119V118H135ZM146 119H147V117H146ZM156 119H158L157 117H156ZM164 119V117L162 118V120ZM172 119H174V118H172ZM183 119V118H182ZM4 120V119H3ZM39 120V119H38ZM43 120V119H42ZM56 120V119H55ZM61 120V119H60ZM59 120V121H60ZM71 120V119H70ZM77 120V119H76ZM97 120V119H96ZM104 120H106V119H104ZM123 120V119H122ZM148 120V119H147ZM166 120V119H165ZM169 119H167L166 121H168ZM176 120H177V117H176ZM186 120H188V119H186ZM233 120V119H232ZM264 120V119H263ZM45 121V120H44ZM48 121V120H47ZM56 121H58V120H56ZM116 121V119L114 120V122ZM125 121V119L123 120V123H125L124 122ZM133 121H134V119H133ZM137 121V120H136ZM153 121V120H152ZM161 121V120H160ZM159 121V122H160ZM164 121V120H163ZM163 121H161V123L163 122ZM166 121L165 122H163V124H162V128H163V125L166 123ZM259 121V120H258ZM53 122H54V120H53ZM52 121H51V123H53ZM61 122V121H60ZM77 122V121H76ZM75 122V123H76ZM82 122H84V121H82ZM85 122H86V120H85ZM103 122V121H102ZM105 122V121H104ZM108 122V121H107ZM106 122V123H107ZM117 123H118V121H116ZM115 122V123H116ZM127 122V121H126ZM145 122H146V120H145ZM154 122V121H153ZM153 122H150V124L151 123H153ZM158 122V123H159ZM176 122H178L179 123V121L177 120ZM209 122V121H208ZM3 123V122H2ZM5 123V122H4ZM16 123V122H15ZM19 123H20V121H19ZM19 123H17V124H19ZM50 122H48V124H49ZM56 123V122H55ZM66 123V122H65ZM72 123H74V122H72ZM101 123V122H100ZM109 123V122H108ZM110 123H111V121H110ZM113 123V122H112ZM114 123V124H115ZM121 123V122H120ZM128 123V122H127ZM126 123V124H127ZM171 123V120H170V122L168 123V124H170ZM173 123V122H172ZM174 123H175V120H174ZM177 123V124H178ZM218 123V122H217ZM238 123V122H237ZM11 124H12V122H11ZM20 124H22V123H20ZM19 124V126L21 127V126H24V125H20ZM80 124H81V122H80ZM83 124V123H82ZM94 124V123H93ZM93 124L91 123V124H87L86 125V128L85 129H91L92 127H94L93 126ZM98 124V123H97ZM133 124V123H132ZM138 124V123H137ZM147 124V123H146ZM150 124H147V125H150ZM153 124H155V122L153 123ZM160 124V123H159ZM203 124V123H202ZM58 125H60V124H57V126ZM62 125H64L63 123H62ZM69 125H70V123H69ZM68 125V126H69ZM76 125V124H75ZM74 125V126H75ZM77 125H79V123H77ZM84 125V124H83ZM102 125V124H101ZM101 125H96L95 127H94V129H97L98 127L100 128V130L101 129H103L104 127L103 126H101ZM107 125V124H106ZM117 124H115L114 126H116ZM125 125V124H124ZM134 125V124H133ZM157 125V124H156ZM172 125V124H171ZM170 125V126H171ZM186 125V124H185ZM223 125V124H222ZM32 126V125H31ZM92 126V127H91ZM111 126H112V124H111ZM118 126H120V125H117V127ZM122 126V125H121ZM136 126V125H135ZM151 126H153V125H151ZM168 126V125H167ZM176 126V125H175ZM7 127V125L5 126V128ZM15 127H17V126H15ZM19 127V128H20ZM27 127V126H26ZM29 127V126H28ZM73 127V126H72ZM109 127V126H108ZM126 127V126H125ZM137 127V126H136ZM146 128V125H144L143 126V128ZM149 127V126H148ZM159 127H161V126H158V128ZM165 127V126H164ZM207 127V126H206ZM219 127V126H218ZM233 127V126H232ZM235 127V126H234ZM4 128V129H5ZM8 128V127H7ZM22 128V127H21ZM55 128V127H54ZM70 128V127H69ZM99 128L97 129V130H99ZM107 128V127H106ZM155 128H157V126L155 127ZM155 128L153 129V130H155ZM157 128V129H158ZM170 128V127H169ZM178 128V127H177ZM188 128V127H187ZM229 128V127H228ZM238 128V127H237ZM236 128V129H237ZM56 129V128H55ZM77 129V128H76ZM93 129V128H92ZM92 129L90 130V131H92ZM138 129V128H137ZM171 129V128H170ZM185 129V128H184ZM222 130H223V128H221ZM27 130H29V129H27ZM65 130V129H64ZM68 130V129H67ZM66 130V131H67ZM71 130H73V129H71ZM80 130V129H79ZM104 130V129H103ZM128 130V129H127ZM182 130V129H181ZM249 130H252V129H249ZM5 131V130H4ZM39 131V130H38ZM82 131V130H81ZM89 131V132H90ZM102 131V130H101ZM100 131V132H101ZM139 130H137L136 132H138ZM144 131H145V129H144ZM147 131H149V129H147ZM162 131V130H161ZM163 131H164V129H163ZM244 131V130H243ZM247 131V130H246ZM1 132V131H0ZM34 132H36V131H34ZM49 132V131H48ZM94 132H96L95 130H94ZM104 132V131H103ZM108 132V131H107ZM131 132V131H130ZM133 132H134V129H133ZM153 132V131H152ZM151 132V133H152ZM181 132V131H180ZM220 132V131H219ZM240 132V131H239ZM252 132V131H251ZM7 133V132H6ZM18 133V132H17ZM27 133H29V132H27ZM51 132H49V134H50ZM56 133V132H55ZM55 133H53V137H54V134ZM67 133L68 132H66V135H67ZM82 133V132H81ZM85 133V132H84ZM93 133V132H92ZM99 133V132H98ZM98 133H96V134H98ZM112 133V132H111ZM148 133V132H147ZM154 133V132H153ZM157 133V131L155 132V134ZM159 133V132H158ZM229 133V132H228ZM241 133V132H240ZM253 133V132H252ZM19 134V133H18ZM17 134V135H18ZM30 134V133H29ZM29 134H28V136H29ZM31 134L33 135V133L31 132ZM36 134V133H35ZM42 133H38V135H41ZM45 134H46V132H45ZM59 134V133H58ZM72 134V133H71ZM76 134H78L77 133V131H76ZM95 134V133H94ZM95 134V135H96ZM135 133H133V135H134ZM144 134V133H143ZM172 134H175V132L174 133H172ZM230 134V133H229ZM232 134V133H231ZM235 134V133H234ZM248 134H249V131H248ZM257 134V133H256ZM262 134V133H261ZM16 135V134H15ZM37 135V134H36ZM47 135H48V133H47ZM51 135V134H50ZM60 135V134H59ZM63 135V134H62ZM68 135H70V134H68ZM80 135V134H79ZM86 135H88V134H86ZM94 135V136H95ZM131 135V134H130ZM209 135V134H208ZM225 135V134H224ZM6 136V135H5ZM26 136H27V134H26ZM34 136V135H33ZM42 136L43 135H41V138H42ZM64 136V135H63ZM77 136V135H76ZM91 136V135H90ZM108 137L110 136L109 134L107 135ZM124 136V135H123ZM144 136V135H143ZM154 136H156V135H154ZM173 136V135H172ZM227 136V135H226ZM225 136V137H226ZM231 136V135H230ZM249 136V135H248ZM264 136V135H263ZM1 137V136H0ZM23 137V136H22ZM35 137V136H34ZM34 137H33V140L32 141H37V139L36 140H34ZM37 137V136H36ZM56 138H58V137H60V136H55ZM68 137V136H67ZM71 137V136H70ZM80 137V136H79ZM86 137V136H85ZM88 137H89V135H88ZM92 137V136H91ZM97 137V136H96ZM142 137V136H141ZM141 137H138V138H141ZM145 138L147 137V134L144 136ZM149 137V136H148ZM151 137V136H150ZM153 137V136H152ZM175 137V136H174ZM191 137V136H190ZM197 137V136H196ZM205 137V136H204ZM211 137V136H210ZM213 137V136H212ZM218 137V136H217ZM240 137H241V134H240ZM6 138V137H5ZM4 138V139H5ZM21 138V137H20ZM24 138H26L25 137V135H24V137L22 138V139H24ZM49 138H50V136H49ZM66 138V137H65ZM78 138V137H77ZM87 138V137H86ZM95 138V137H94ZM101 137H99V139H100ZM120 138H122V136L120 137ZM134 138V137H133ZM137 138V139H138ZM156 138H157V136H156ZM161 138H163V137H161ZM233 138V137H232ZM238 138V137H237ZM257 138V137H256ZM263 138V137H262ZM2 139H3V136H2ZM10 139V138H9ZM8 139V140H9ZM18 139H19V137H18ZM44 139V138H43ZM53 139V138H52ZM62 139V138H61ZM63 139H64V137H63ZM69 139V138H68ZM85 139V138H84ZM123 139V138H122ZM144 139V138H143ZM188 139V138H187ZM185 139V140H181V141H179V142H177V144H174V148H175V145L176 146H178L177 148H178V150H180V153H179V158H183V150H185V149H188L189 150V148H191V146L194 144L193 143V140L192 139ZM213 139V138H212ZM241 139V138H240ZM259 139V141H260V138H257V140ZM0 140H1V138H0ZM11 140V139H10ZM19 140H21V139H19ZM26 140H28V139H26ZM25 140V141H26ZM54 140V139H53ZM66 140H67V138H66ZM74 140V139H73ZM77 140V139H76ZM91 140V139H90ZM94 140V139H93ZM152 140H153V138H152ZM161 140V139H160ZM165 140V139H164ZM250 140H253V139H250ZM264 140V139H263ZM32 141H30V142H32ZM39 141H40V139H39ZM64 141V140H63ZM85 141V140H84ZM87 141V140H86ZM107 141V140H106ZM139 141H140V139H139ZM151 141V140H150ZM149 141V142H150ZM154 141V140H153ZM156 141V140H155ZM208 141V140H207ZM219 141V140H218ZM239 141V140H238ZM242 141H243V139H242ZM241 141V142H242ZM11 142V141H10ZM17 142H19V141H17ZM27 142L29 143V141H26V144H27ZM38 142V141H37ZM44 142V141H43ZM47 142V141H46ZM45 142V143H46ZM54 142V141H53ZM59 142H62V141H59ZM71 142V141H70ZM76 142V141H75ZM80 142V141H79ZM78 142V143H79ZM83 142V141H82ZM93 142H97V141H92V144H93ZM137 142V141H136ZM142 142V141H141ZM146 142H148V140L146 141ZM148 142V143H149ZM197 142H199V141H197ZM210 142V141H209ZM251 142V141H250ZM261 142V141H260ZM12 143V142H11ZM10 143V144H11ZM20 143H22V142H20ZM32 143H34V142H32ZM31 143V144H32ZM36 143V142H35ZM50 143V142H49ZM77 143V142H76ZM88 144H89V142H87ZM91 143V142H90ZM106 143V142H105ZM138 143V142H137ZM150 143H152V141L150 142ZM157 143H159V140H158V142ZM156 143V144H157ZM166 143H168V142H166ZM216 143V142H215ZM219 143V142H218ZM1 144H2V142H1ZM43 144V143H42ZM55 144H57V143H55ZM60 144V143H59ZM66 144V143H65ZM64 144V145H65ZM73 144V143H72ZM71 144V145H72ZM82 144V143H81ZM84 144H86V143H84ZM100 144V143H99ZM153 145H154V143H152ZM197 144V143H196ZM199 144V143H198ZM202 144V143H201ZM225 144V143H224ZM236 144V143H235ZM16 145H17V143H16ZM19 145V144H18ZM30 145V144H29ZM36 145V144H35ZM64 145H62V146H64ZM67 145V144H66ZM91 145V144H90ZM136 145V144H135ZM150 145V144H149ZM172 145V144H171ZM239 145V144H238ZM237 145V146H238ZM260 145V144H259ZM5 146V145H4ZM20 146V145H19ZM43 146H45V145H43ZM42 146V147H43ZM53 146V145H52ZM52 146H51V148H52ZM59 146V145H58ZM74 146V145H73ZM76 146H79V145H76ZM75 146V147H76ZM83 146H86V145H83ZM110 146V145H109ZM114 146V145H113ZM151 146V145H150ZM156 146V145H155ZM199 146V145H198ZM207 146H208V144H207ZM246 146V145H245ZM21 147V146H20ZM49 147V146H48ZM48 147H47V149H48ZM57 147V146H56ZM74 147V148H75ZM82 147V146H81ZM87 147V146H86ZM104 146H102V147H100L99 146V148L98 149H100V148H103ZM105 147H107V145L105 146ZM104 147V148H105ZM118 147V146H117ZM140 147H142V146H140ZM211 148L213 147V145H211L210 146ZM227 147V146H226ZM30 148H33L32 146L30 147ZM44 148H46V147H44ZM61 148H63V147H60V148H58L57 147V149H61ZM68 148V147H67ZM78 148V147H77ZM88 148V147H87ZM96 148V149H97ZM121 148V147H120ZM149 148V147H148ZM155 148V147H154ZM202 148V147H201ZM217 148V147H216ZM225 148V147H224ZM232 148V147H231ZM234 148V147H233ZM36 149V148H35ZM70 149H72L71 147H70ZM81 149V148H80ZM83 149V148H82ZM86 149V148H85ZM92 149V148H91ZM199 149V148H198ZM242 149V148H241ZM244 149V148H243ZM249 150L250 149V145H248L246 148H245V150ZM252 149V148H251ZM8 149L6 148V151H7ZM11 150V149H10ZM28 150V149H27ZM40 150V149H39ZM53 150H54V148H53ZM61 150H63V149H61ZM64 150H65V148H64ZM68 150V149H67ZM77 150H79V149H77ZM88 150V149H87ZM94 150V148L92 149V151ZM103 150V149H102ZM109 150H112V149H109ZM115 150V149H114ZM113 150V151H114ZM148 150V149H147ZM147 150H144V153L145 152H147ZM211 150V149H210ZM209 150V151H210ZM219 150V149H218ZM254 150V149H253ZM263 150V149H262ZM22 151V150H21ZM30 151H31V149H30ZM30 151H28V152H30ZM50 151H52V150H50ZM73 151H74V149H73ZM76 151V150H75ZM82 151V150H81ZM101 151V150H100ZM100 151H99V153H100ZM128 151V150H127ZM159 151V150H158ZM161 151H164V150H161ZM194 151V150H193ZM226 151V150H225ZM227 151H230L229 149H227ZM240 151V153L242 154V151L241 150H239ZM27 152V153H28ZM49 152V151H48ZM55 152V151H54ZM63 152H65V151H63ZM111 152V151H110ZM115 152V151H114ZM122 152H124V151H122ZM142 152H143V150H142ZM142 152H141V154H142ZM199 152L201 153V150H199ZM202 152H203V150H202ZM224 152V151H223ZM236 152V151H235ZM247 152V151H246ZM249 152V151H248ZM256 152H258V151H255L254 153H256ZM7 153V152H6ZM26 153V154H27ZM35 153H37V152H35ZM75 153L76 152H74V154L73 155H75ZM84 153V152H83ZM88 153V152H87ZM86 153V154H87ZM98 153V152H97ZM96 153V154H97ZM120 154L121 155V153L120 152H117L116 151V155L117 154ZM125 154H126V151L124 152ZM140 153V152H139ZM185 153V152H184ZM196 153V152H195ZM198 153V152H197ZM196 153V154H197ZM206 153H208V149H207V151H206ZM205 153V154H206ZM221 153V152H220ZM219 153V154H220ZM231 153H233V152H231ZM244 153V152H243ZM253 153V152H252ZM259 153V152H258ZM260 153H261V151H260ZM264 153V152H263ZM9 154H11V153H9ZM50 154V153H49ZM51 154H54V153H52L51 152ZM50 154V155H51ZM56 154V153H55ZM68 154H69V152H68ZM67 154V155H68ZM124 154V155H125ZM133 154V153H132ZM137 154V153H136ZM135 154V155H136ZM147 154V153H146ZM145 154V155H146ZM199 154V153H198ZM235 154V153H234ZM241 154H240V156H241ZM245 154V153H244ZM243 154V155H244ZM12 155H13V153H12ZM30 155V154H29ZM66 155V154H65ZM70 155V154H69ZM68 155V156H69ZM84 155V154H83ZM120 155H117L118 157L120 156ZM129 155V154H128ZM143 155V154H142ZM145 155H143V156H145ZM148 155V154H147ZM146 155V156H147ZM225 155V154H224ZM238 155V154H237ZM248 155V154H247ZM246 155V156H247ZM250 155H251V153H250ZM249 155V156H250ZM253 155V154H252ZM255 155V154H254ZM9 156V155H8ZM11 156V155H10ZM41 156V155H40ZM86 156H88V155H86ZM86 156H84V160L85 159H87V158H85ZM98 156V155H97ZM116 156V157H117ZM123 156V155H122ZM139 156V155H138ZM141 156V155H140ZM154 156H156V155H154ZM164 156V155H163ZM173 156H175V155H173ZM7 157V156H6ZM60 157V156H59ZM62 157V156H61ZM64 157V156H63ZM66 157V156H65ZM72 157V156H71ZM83 157V156H82ZM107 157V158H106ZM106 159H108V157L109 156H107V154H106ZM117 157V158H118ZM125 157H127V156H125ZM124 157V158H125ZM157 157V156H156ZM185 157V156H184ZM189 157V156H188ZM211 157V156H210ZM214 158H216L215 156H213ZM234 158H228V157H225V158H219V159H217V165H215L216 167L215 168H213V169H208V168H206V167H204V165H203V168H202V166H201V164L200 163H198L197 162V164H195V165H197V167L195 166L194 168H193V170L192 171H189V174L190 175H186V176H184V178H182V182H185L186 184H187V186L186 187H188L189 188V186H193V189H187V190H173L172 191V193H176V197H177V201L173 204V205H165V204H163V203H161V204H156L155 203V207L153 208V211L154 212H156L157 213V215H159L160 217H162V219L163 220H168V222L169 221H179L178 222V226L179 227H183V226H185V223L183 222V221H180V217H181V215L182 214H184V215H186V218L188 217V221H186L187 222V224H190L188 227H186V229L187 230H184L185 231V235H184V239H181V240H177L176 242H173V243H171L169 246H168V244H166V242H164L165 241V238L163 239V241H161V242H157L158 240H155L156 238H157V236H158V234H157V231H155V230H153V231H155V233H156V235L155 236H150L149 238H150V240H149V238H147V237H139L138 236V238L136 239V243L135 244H137V245H141L142 247H143V251H145L146 253H149V255L151 254H156V259L155 260H157V261H163V259H167L168 258V256H173L174 258H179V259H185V258H188V259H190V257L192 256V255H194V254H196V253H198V254H203L204 255V258H205V255H207V254H210V252H212V248H214V245H213V243H214V239H215V236L214 235H212V231H218V230H223V232L222 233H224V234H226L227 233V235L228 234H233V233H235V232H238V231H244V230H246V229H249V228H253L254 226H256L257 224H261V222H262V220H260L261 218H259V217H257V216H250V215H246V214H248L249 212L247 211V212H245L244 213V209L245 208H247L246 206H247V204H246V202H244V200H243V198H241L240 200H239V202L237 203V204H232V203H230V204H226V202L224 203V202H221L220 201V197H218L216 194H214L213 193V190L212 191H210V190H208V188L204 185V183L205 182H208V180H210L211 179V181H213V185H214V187H216V186H219L220 187V185L222 184V185H227V187H232V188H237L238 186H240V185H244V183H246V182H249V181H253V180H255V179H259V178H261V176H262V174H260L261 172H260V170H258V169H254V168H247L243 163H242V159L243 160H245L246 161V159H244L243 157H241V160H240V158L238 159V161H236V160H234L235 159V156H233ZM254 157V156H253ZM37 158H42V157H38L37 156ZM37 158H35V159H37ZM67 158V157H66ZM70 158V157H69ZM91 158H93V157H91ZM117 158H116V161L118 162V160H117ZM130 158H132V157H130ZM129 158V159H130ZM134 158H135V156H134ZM139 158H141V157H139ZM144 158V157H143ZM192 158V157H191ZM255 158H256V156H255ZM0 159H3V158H0ZM63 159V158H62ZM81 159H83V158H81ZM97 159V158H96ZM99 159V158H98ZM121 159H123V158H121ZM137 159V158H136ZM142 159V158H141ZM200 159V158H199ZM252 159H254V158H252ZM8 160V159H7ZM10 160V159H9ZM28 160V159H27ZM26 160V161H27ZM38 160V159H37ZM92 160H94V158L92 159ZM105 160V159H104ZM111 160V159H110ZM109 160V161H110ZM124 160H127L126 158L124 159ZM124 160H123V163H121V165L122 164H124L125 162H124ZM180 161H181V159H179ZM179 160H176V158H173V159H167V160H163V161H160L159 159H151V158H145L144 159V163H142L141 162V166H137V168H133V169H131V170H124V166L126 165V163H125V165H123L122 166V168L123 169H121L120 167V164H119V166L120 167H118V166H116V169L118 170V171H120V173H122V172H125V178H126V182H128L127 183V186L129 187L128 189H129V191L132 193V194H135V192H134V187L135 186H144L145 188H147V190L149 191V192H151L152 191V189H154L153 187H155V188H166V190H168V189H171V186H173V184H169V185H167V181H169L170 180V178H173V180L175 181L178 177H179V175L181 174V172L178 170L179 169V166L177 165L178 163H179ZM193 160V159H192ZM202 160H204V158L202 159ZM207 160V159H206ZM251 160V159H250ZM257 160V159H256ZM3 161H5V159H3ZM11 161H13V159H11ZM15 161V160H14ZM26 161H24L25 163H26ZM41 162H42V160H40ZM52 162H53V160H51ZM65 161V160H64ZM108 161V160H107ZM122 161V160H121ZM128 161V160H127ZM196 161V160H195ZM213 160H211V162H212ZM249 161V160H248ZM260 161V160H259ZM0 162H1V160H0ZM10 162V161H9ZM73 162H74V160H73ZM95 163H96V160L94 161ZM117 162H116V164H117ZM12 163V162H11ZM37 163V162H36ZM49 163V162H48ZM76 163H78V161L76 162ZM90 163H91V161H90ZM89 163V164H90ZM93 163V162H92ZM99 163V161L97 162V164ZM109 163V162H108ZM119 163V162H118ZM193 163V162H192ZM206 163V162H205ZM247 163V162H246ZM262 163V162H261ZM13 164V163H12ZM42 164V163H41ZM72 164V163H71ZM104 164V163H103ZM106 164V163H105ZM130 164V163H129ZM128 164V165H129ZM202 164H204V163H202ZM207 164V163H206ZM258 164V163H257ZM76 165V164H75ZM95 165V164H94ZM131 165V164H130ZM129 165V166H130ZM264 165V164H263ZM76 166H78V165H76ZM96 166V165H95ZM209 166V165H208ZM20 167V166H19ZM40 167V166H39ZM83 167H85V166H83ZM131 167V166H130ZM66 168V167H65ZM90 168V167H89ZM120 168V169H119ZM125 168H129L128 166H126ZM206 168V169H205ZM18 169V168H17ZM46 169V168H45ZM48 169V171H49V167L47 168ZM51 169V168H50ZM58 169V168H57ZM69 169V168H68ZM73 169V168H72ZM103 169V168H102ZM106 169V168H105ZM104 169V170H105ZM107 169H109L108 167H107ZM260 169V168H259ZM4 170V169H3ZM22 170H24V169H22ZM261 170H262V168H261ZM6 171V170H5ZM27 171V170H26ZM40 171V170H39ZM78 171V170H77ZM97 171V170H96ZM95 171V172H96ZM183 171V170H182ZM186 171V170H185ZM187 171H188V169H187ZM16 172H17V170H16ZM41 172V171H40ZM43 172H44V170H43ZM49 172H51V171H49ZM52 172H53V169H52ZM55 172V171H54ZM69 172V171H68ZM67 172V173H68ZM73 172V171H72ZM100 172V171H99ZM98 171H97V173H99ZM101 172H103V170L101 171ZM101 172H100V174H101ZM17 174V173H16ZM24 174V173H23ZM26 174V173H25ZM47 175H48V173H46ZM80 174H82V173H80ZM96 174V173H95ZM99 174V175H100ZM1 175H2V173H1ZM0 175V176H1ZM8 176V174L6 173L5 174V176ZM46 175V176H47ZM55 175V174H54ZM53 175V176H54ZM57 175V174H56ZM60 175V174H59ZM4 176V175H3ZM4 176V177H5ZM28 176H29V174H28ZM45 176V175H44ZM60 176H62V175H60ZM75 176V175H74ZM77 176V175H76ZM116 176V175H115ZM121 176H122V174H121ZM2 177V176H1ZM15 177V176H14ZM13 177V178H14ZM24 177V176H23ZM22 177V178H23ZM33 177V176H32ZM55 177V176H54ZM58 177V176H57ZM112 177H114V176H112ZM3 178V177H2ZM8 178V177H7ZM52 178V177H51ZM60 178V177H59ZM74 178V177H73ZM76 178V177H75ZM78 178H80V177H78ZM103 178H105V177H103ZM125 178H124V181H125ZM5 179V178H4ZM50 179V178H49ZM55 179V178H54ZM57 179V178H56ZM61 179H62V177H61ZM81 179V178H80ZM179 179V178H178ZM58 180V179H57ZM60 180V179H59ZM65 180V179H64ZM67 180V179H66ZM74 180V179H73ZM188 180L190 181V182H188ZM7 181V180H6ZM51 181H53L52 179H51ZM78 181V180H77ZM104 181V180H103ZM177 181V180H176ZM258 181V180H257ZM1 182H3V181H1ZM23 182V181H22ZM74 182V181H73ZM91 182H93V179H92V181ZM105 182V181H104ZM24 183V182H23ZM38 183V182H37ZM56 183H57V181H56ZM60 183V182H59ZM76 183V182H75ZM84 183V182H83ZM181 183V182H180ZM185 183H182L183 185L185 184ZM209 183V182H208ZM208 183H206V184H208ZM28 184V183H27ZM39 184V183H38ZM58 184V183H57ZM65 184V183H64ZM82 184V183H81ZM124 184V183H123ZM212 184V183H211ZM210 184V185H211ZM5 185V184H4ZM16 185V184H15ZM30 185V184H29ZM37 185V184H36ZM40 186H41V184H39ZM39 185H38V188H39ZM60 185V184H59ZM78 185V184H77ZM100 185V184H99ZM152 185H154L153 187H152ZM159 185V186H158ZM1 186V185H0ZM18 186V185H17ZM80 186V185H79ZM81 186H83V185H81ZM88 186V185H87ZM103 186V185H102ZM107 186V185H106ZM119 186V185H118ZM212 186V185H211ZM16 187V186H15ZM14 187V188H15ZM31 187L33 188V186L31 185ZM31 187H29V188H31ZM63 187V186H62ZM77 187V186H76ZM113 187V186H112ZM124 187V186H123ZM174 187V186H173ZM249 187V186H248ZM252 187H254V186H252ZM43 188V187H42ZM59 188V187H58ZM67 189L69 188V187H66ZM79 188V187H78ZM85 188H90V187H86V185H85ZM85 188H80L79 189V191H78V189L76 190V192H70L69 194H68V191L65 193V194H63V195H65L66 196V194H68V196H66L65 198H69V199H71L70 201H71V203H72V205H73V209L75 210V211H77V212H80V211H87L86 213L87 214H89V212H93V211H98V209L100 208V204H98L102 199H104V197H102L101 199H100V201H98V200H96L97 198L94 196H91V194H90V192H88ZM92 188V187H91ZM98 188H100V187H98ZM109 188V187H108ZM114 188V187H113ZM127 188V187H126ZM177 187H175V189H176ZM238 188H240V187H238ZM6 189V188H5ZM16 189V188H15ZM27 189V188H26ZM37 189V188H36ZM70 189V188H69ZM75 189V188H74ZM73 189V190H74ZM120 190H122V189H124V188H121V186H120V188H119ZM183 189V188H182ZM219 189V188H218ZM247 189V188H246ZM1 190V189H0ZM4 190V189H3ZM10 190V189H9ZM21 189L19 188V190L18 191H20ZM23 190V189H22ZM28 190V189H27ZM33 190V189H32ZM38 190V189H37ZM43 190V189H42ZM73 190H71V191H73ZM95 190V189H94ZM97 190V189H96ZM95 190V191H96ZM100 192H101V190L100 189H98ZM97 190V191H98ZM103 190V189H102ZM112 190H115V189H112ZM125 190V189H124ZM146 190V189H145ZM147 190L145 191V192H147ZM5 191V190H4ZM13 191L14 190H12V193H13ZM24 191V190H23ZM22 191V192H23ZM36 191V190H35ZM39 191V190H38ZM64 191V190H63ZM75 191V190H74ZM89 191H91V190H89ZM97 191H96V193H97ZM129 191H128V193H129ZM144 191V190H143ZM222 191V190H221ZM233 191V190H232ZM236 191V190H235ZM251 191V190H250ZM10 192V191H9ZM21 192V191H20ZM26 192V191H25ZM37 192V191H36ZM43 192V191H42ZM41 192V193H42ZM48 192V191H47ZM57 192V191H56ZM144 192V193H145ZM163 192V191H162ZM236 192H238V191H236ZM44 193V192H43ZM95 193V192H94ZM94 193H93V195H94ZM99 193V192H98ZM97 193V194H98ZM116 193H117V191H116ZM17 194H18V192H17ZM25 194H28V192L27 193H25ZM40 194V193H39ZM105 194V193H104ZM108 194H110V193H108ZM147 194H148V192H147ZM166 194V193H165ZM224 194V193H223ZM222 194V195H223ZM239 194V193H238ZM3 195H6V194H3ZM8 195V194H7ZM20 195H21V193H20ZM37 195V194H36ZM50 195V194H49ZM99 195V194H98ZM159 195V194H158ZM225 195V194H224ZM234 195V194H233ZM9 196H11V195H9ZM14 196H15V194H14ZM17 197L19 196V194L18 195H16ZM38 196V195H37ZM41 196V195H40ZM99 196H101V195H99ZM104 196V195H103ZM114 196H117V194H115ZM126 196L128 197V195H127V191H126ZM144 196V195H143ZM162 196V195H161ZM244 196V195H243ZM12 197V196H11ZM23 197L26 199V201H27V197H26V195L24 196L23 195ZM35 197V196H34ZM43 197H44V195H43ZM51 197V196H50ZM49 196H48V198H50ZM53 197V196H52ZM141 197H142V195H141ZM164 197H165V195H164ZM227 197V196H226ZM250 197V196H249ZM7 199L9 198V197H6ZM6 198H4L5 199V201H6ZM33 198V197H32ZM36 198V197H35ZM46 198V197H45ZM44 198V199H45ZM223 198H224V196H223ZM228 199H229V197H227ZM227 198H224V199H227ZM230 198H231V195H230ZM12 199H13V197H12ZM11 199V200H12ZM30 199V198H29ZM54 199V198H53ZM154 199V198H153ZM222 199V198H221ZM232 199V198H231ZM237 199V198H236ZM9 200V199H8ZM14 200V199H13ZM17 200H19L18 198H17ZM22 200V198L20 199V201ZM42 200V199H41ZM48 201H49V199H47ZM108 200V199H107ZM106 200V201H107ZM151 200H152V198H151ZM150 200V201H151ZM155 200V199H154ZM1 201H3V200H1ZM20 201H17L18 203H16V204H19V203H21ZM37 201V200H36ZM44 201V200H43ZM46 201V200H45ZM136 201V200H135ZM173 201V200H172ZM171 201V202H172ZM222 201H223V199H222ZM227 201V200H226ZM235 201V200H234ZM6 202H9V201H6ZM12 202V201H11ZM16 202V201H15ZM14 202V203H15ZM22 202H24V200H22ZM39 202V201H38ZM55 202V201H54ZM101 202H103V201H101ZM109 202V201H108ZM112 202V201H111ZM118 202V201H117ZM116 202V204L115 205H120V204H118ZM154 202V201H153ZM2 203V202H1ZM10 203V202H9ZM49 203V202H48ZM56 203V202H55ZM115 203V202H114ZM113 203V204H114ZM137 203V202H136ZM40 204H41V202H40ZM59 205H61L60 203H58ZM102 204V203H101ZM108 204H110V203H108ZM107 204V205H108ZM121 204H123V203H121ZM167 204V203H166ZM2 205V204H1ZM21 205H22V203H21ZM20 205V206H21ZM24 205V204H23ZM42 205V204H41ZM63 205V204H62ZM125 205V204H124ZM127 205H128V203H127ZM250 205V204H249ZM11 206V205H10ZM14 206V205H13ZM25 206H28L29 207V205H25ZM31 206H33V205H31ZM30 206V207H31ZM43 206V205H42ZM51 206H53V204L51 203ZM55 206V205H54ZM102 207H105L103 204L101 205ZM110 205H108V207H109ZM116 206V207H117ZM150 206H151V203H150ZM41 207V206H40ZM39 207V208H40ZM46 207V206H45ZM49 207V206H48ZM47 207V208H48ZM115 207V208H116ZM127 207H129V206H127ZM134 207V206H133ZM140 207V206H139ZM263 207V206H262ZM3 208V207H2ZM12 209H13V207H11ZM16 210L18 209V207L16 208V207H14ZM32 208V207H31ZM31 208H29V209H31ZM34 208V207H33ZM33 208H32V212H34L33 211ZM47 208H45V209H47ZM53 208V207H52ZM52 208H49L50 210L52 209ZM66 208V207H65ZM70 208V207H69ZM120 208H122V207H120ZM251 208V207H250ZM257 208V207H256ZM259 208V207H258ZM0 209H1V206H0ZM22 209H26V207H23L22 206ZM22 209L20 210V208L18 209V210H20L21 211V213H22V216H24L23 215V212L25 211H23L22 212ZM55 209V208H54ZM54 209H52V210H54ZM56 209H58V208H56ZM56 209L54 210V215H56V213L58 212V211H56ZM62 209H64V206H63V208ZM61 208L59 209V210H62ZM72 209V208H71ZM111 209V208H110ZM118 209H119V206H118ZM249 209V208H248ZM17 210V211H18ZM27 210V209H26ZM38 210V209H37ZM39 210H42V209H39ZM39 210L38 211H36V213L37 212H39ZM52 210H51V212H52ZM67 210H69V209H67ZM103 210H104V208H103ZM120 210V209H119ZM132 210V209H131ZM138 210H139V208H138ZM140 210H142V209H140ZM139 210V211H140ZM259 210V209H258ZM2 211H3V209H2ZM11 211V210H10ZM9 211V212H10ZM43 211V210H42ZM42 211H41V213H42ZM47 211V210H46ZM65 211V210H64ZM102 211V210H101ZM128 211H129V209H128ZM145 211H146V209H145ZM152 211V212H153ZM207 211V213H210V214H212V217H211V219H209L210 218V216L208 217V219L209 220H207L206 222H202V223H200V224H192V222L194 221L195 222V220H196V216L199 214H201V213H203V212H206ZM224 212V214L222 215V216H219L220 214V212ZM4 212V211H3ZM19 212V211H18ZM16 213V214H20V213ZM51 212H50V214H51ZM68 212V211H67ZM72 212H74L73 210H72ZM132 212V211H131ZM133 212H135V211H133ZM141 212H143V210L141 211ZM185 212V213H184ZM251 212V211H250ZM29 213V212H28ZM27 213V214H28ZM69 213V212H68ZM68 213H67V215H68ZM71 213V212H70ZM129 213H130V211H129ZM139 213V212H138ZM29 214H32V213H29ZM43 214V213H42ZM102 214V213H101ZM141 214V213H140ZM261 214V213H260ZM9 215H11L10 213H9ZM40 215V214H39ZM47 215H48V213H47ZM65 215H66V212H65ZM73 215V214H72ZM135 215H136V213H135ZM149 215V214H148ZM154 215V214H153ZM156 215V214H155ZM156 215V216H157ZM203 215V214H202ZM263 215H264V213H263ZM2 216V215H1ZM4 216V215H3ZM14 216V215H13ZM46 216V215H45ZM45 216H43V218L45 219V220H43L44 222L46 221V217ZM51 216H52V218H53V214H51ZM58 216V215H57ZM61 216H62V214H61ZM98 216V215H97ZM113 216V215H112ZM132 216V215H131ZM201 216V215H200ZM60 217V216H59ZM120 217V216H119ZM129 217V216H128ZM149 217V216H148ZM164 217V218H163ZM204 217V216H203ZM202 217V218H203ZM249 217H250V219H249ZM31 218V217H30ZM51 218V219H52ZM54 218H55V220H59V219H57L55 216H54ZM53 218V219H54ZM62 218V217H61ZM68 218V217H67ZM76 218H78V217H76ZM156 218H158V217H156ZM182 218V217H181ZM245 218V219H244ZM246 218H248L249 219V224H248V226L246 227V224H244V222H243V220H245L246 221ZM263 218V217H262ZM15 219V218H14ZM18 219V218H17ZM66 219V218H65ZM79 219V218H78ZM110 219H112V218H110ZM146 219H147V217H146ZM11 220V219H10ZM31 220V219H30ZM61 220V219H60ZM77 220V219H76ZM114 220V219H113ZM120 220V219H119ZM153 220V219H152ZM155 220H157V219H155ZM163 220H161V221H163ZM192 220V221H191ZM2 221V220H1ZM13 221V220H12ZM15 221H17V220H15ZM22 221V220H21ZM23 221H25V220H23ZM49 221H50V218H49ZM54 221V220H53ZM52 221V222H53ZM63 221H65L64 220V218H63ZM73 222H74V220H72ZM112 221V220H111ZM116 221V220H115ZM159 221H160V219H159ZM197 221V220H196ZM200 221V220H199ZM228 221H232V223H229L228 224V226H226L225 227V224H227V222ZM18 222V221H17ZM30 222V221H29ZM54 222H56L57 223V221H54ZM62 222V221H61ZM69 222V221H68ZM71 222V221H70ZM103 222V221H102ZM112 222H114V221H112ZM157 222V221H156ZM6 223V222H5ZM28 223V222H27ZM34 223V222H33ZM36 223V222H35ZM47 223V222H46ZM51 223V222H50ZM62 223H64V222H62ZM87 223H88V220H87ZM120 223V222H119ZM140 223V222H139ZM175 223V222H174ZM177 223V222H176ZM38 224H40V222L38 223ZM47 224H49V223H47ZM65 224V223H64ZM76 224V223H75ZM80 224V223H79ZM90 224V223H89ZM167 224V223H166ZM14 225V224H13ZM15 225H17L16 223H15ZM26 225V224H25ZM41 225V224H40ZM40 225H38V227L40 226ZM51 225V224H50ZM57 225H59V224H57ZM69 225V224H68ZM91 225V224H90ZM126 225V224H125ZM2 226V225H1ZM20 226V225H19ZM64 226V225H63ZM65 226H66V224H65ZM76 226L78 227V224H76ZM122 226V225H121ZM150 226V225H149ZM165 226H167V225H165ZM171 226V225H170ZM259 226V225H258ZM28 227V226H27ZM43 227V226H42ZM60 227H62L61 226V223H60V226H59V228ZM114 227V226H113ZM134 227V226H133ZM154 227V226H153ZM160 227V226H159ZM158 227V228H159ZM164 227V226H163ZM172 227V226H171ZM176 227V226H175ZM184 227V228H185ZM228 227V228H227ZM0 228H2V227H0ZM58 228V227H57ZM58 228V230H60ZM75 228V227H74ZM81 228V227H80ZM124 228V227H123ZM129 228V227H128ZM173 228V227H172ZM223 228H225V230L223 229ZM16 229V228H15ZM44 229V228H43ZM79 229V228H78ZM97 229V228H96ZM125 229V228H124ZM156 229H157V227H156ZM174 229H176V228H174ZM255 229V228H254ZM253 229V230H254ZM257 230H258V228H256ZM255 229V230H256ZM48 230V229H47ZM51 230V229H50ZM75 230H77V229H75ZM94 230V229H93ZM162 229H159V231H161ZM171 230V229H170ZM221 230V231H222ZM252 230V229H251ZM250 230V231H251ZM20 231V230H19ZM78 231V230H77ZM106 231H108V230H106ZM140 231H142V230H140ZM159 231H158V233H159ZM166 231H168V230H166ZM179 231V230H178ZM181 231V230H180ZM88 232V231H87ZM127 232V231H126ZM212 232V233H211ZM20 233V232H19ZM22 233H23V231H22ZM59 233V232H58ZM86 233V232H85ZM111 233V232H110ZM113 233V232H112ZM161 233H165V232H161ZM167 233V232H166ZM53 234V233H52ZM107 234V233H106ZM121 234V233H120ZM130 234V233H129ZM145 234V233H144ZM218 234V233H217ZM44 235V234H43ZM42 235V236H43ZM119 235V234H118ZM147 235V234H146ZM16 236H19V235H16ZM24 236H26V235H24ZM23 236V237H24ZM50 236H52V235H50ZM144 236V235H143ZM173 235H171V237H172ZM183 236V235H182ZM46 237V236H45ZM129 237V236H128ZM127 237V238H128ZM169 237H170V235H169ZM243 237V236H242ZM27 238V237H26ZM25 238V239H26ZM49 238V237H48ZM60 238V237H59ZM58 238V239H59ZM106 238V237H105ZM110 238V237H109ZM160 238V237H159ZM219 237H217V239H218ZM224 239H225V237H223ZM222 238V239H223ZM33 239V238H32ZM50 239H52V237L50 238ZM132 239V238H131ZM145 239H147L148 241H145ZM174 239V238H173ZM264 239V238H263ZM3 240H4V238H3ZM24 239H22V241H23ZM27 240V239H26ZM28 240H30L31 241V239H28ZM64 240V239H63ZM106 240V239H105ZM109 240V239H108ZM220 240V239H219ZM229 240V239H228ZM236 240V239H235ZM240 240V239H239ZM30 241H28V242H30ZM89 241V240H88ZM102 241V240H101ZM172 241V240H171ZM215 241H217L216 239H215ZM227 241V240H226ZM251 241V240H250ZM254 241V240H253ZM40 242H42V241H40ZM133 242V241H132ZM238 242V241H237ZM43 243V242H42ZM216 243V242H215ZM214 243V244H215ZM223 243V242H222ZM222 243H221V245H222ZM225 243V242H224ZM257 244H258V241L256 242ZM108 244V243H107ZM112 244V243H111ZM218 244V243H217ZM226 244V243H225ZM5 245V244H4ZM41 245V244H40ZM88 245V244H87ZM212 245H213V247H212ZM228 245V244H227ZM253 245V244H252ZM261 245H263V244H261ZM61 246H63V245H61ZM108 246V245H107ZM112 246V245H111ZM118 246V245H117ZM126 246V245H125ZM219 246V245H218ZM218 246H216L217 248H218ZM243 246V245H242ZM5 247V246H4ZM60 247V246H59ZM103 247V246H102ZM104 247H106V246H104ZM109 247V246H108ZM113 247H115V246H113ZM126 247H128V246H126ZM133 247V246H132ZM225 247V246H224ZM249 247V246H248ZM107 248V247H106ZM112 248V247H111ZM134 248V247H133ZM220 248V247H219ZM58 249V248H57ZM93 249H95V248H93ZM105 249V248H104ZM108 249V248H107ZM114 249V248H113ZM119 249V248H118ZM66 250V249H65ZM99 250V249H98ZM109 250V249H108ZM115 250V249H114ZM121 250V249H120ZM120 250H119V252H120ZM128 250H130L129 248H128ZM127 250V251H128ZM221 250V249H220ZM245 250V249H244ZM243 250V251H244ZM103 251H106V250H103ZM110 251V250H109ZM123 251H126V250H123ZM240 251V250H239ZM108 251H106L105 253H107ZM111 252V251H110ZM113 252V251H112ZM221 252V251H220ZM225 252V251H224ZM232 252V251H231ZM235 252V251H234ZM233 252V253H234ZM241 252V251H240ZM250 252V251H249ZM252 252V251H251ZM102 253V252H101ZM123 253V252H122ZM124 253H126V254H130V253H132V252H124ZM236 253V252H235ZM256 253V252H255ZM102 254H104V252L102 253ZM111 254V253H110ZM117 255H119V254H121V252L118 254V253H116ZM212 254V253H211ZM217 254V253H216ZM219 254V253H218ZM250 254H252V253H250ZM260 254V253H259ZM40 255V254H39ZM73 255V254H72ZM91 255V254H90ZM213 255V254H212ZM215 255V254H214ZM234 255V254H233ZM104 256V255H103ZM121 256V255H120ZM128 256V255H127ZM126 256V257H127ZM225 256V255H224ZM232 256V255H231ZM240 256V255H239ZM254 256V255H253ZM258 256V255H257ZM257 256H256V258H257ZM200 257V256H199ZM226 257H227V255H226ZM247 257L249 258V256L247 255ZM255 257V256H254ZM253 257V259L255 260L256 258H254ZM122 258V257H121ZM128 258L130 259V257L128 256ZM132 258V257H131ZM141 258V257H140ZM146 258H147V256H146ZM203 258V259H204ZM216 256L214 257V260L216 261ZM220 258V257H219ZM126 259V258H125ZM205 259H207V258H205ZM210 259V258H209ZM209 259H207V260H209ZM221 259H222V257H221ZM221 259H219V260H221ZM227 259V258H226ZM54 260V259H53ZM56 260V259H55ZM154 259H151V261H153ZM175 260V259H174ZM173 260V261H174ZM178 260V259H177ZM243 260H245L244 258H243ZM248 260V259H247ZM51 261V260H50ZM63 261V260H62ZM75 261V260H74ZM124 261V260H123ZM127 261V260H126ZM130 261V260H129ZM139 261H142V260H139ZM150 261V260H149ZM149 261H147V263L146 264H150L149 263ZM179 261V260H178ZM186 261H187V259H186ZM191 261V260H190ZM196 261V260H195ZM240 261H242V260H240ZM48 262V261H47ZM114 262V261H113ZM131 262V261H130ZM183 262V261H182ZM227 262V261H226ZM225 262V263H226ZM228 262H229V260H228ZM32 263V262H31ZM38 263V262H37ZM65 263V262H64ZM73 263V262H72ZM117 263V262H116ZM116 263H114V264H116ZM133 263V262H132ZM207 263V262H206ZM222 263V262H221ZM221 263H219V264H221ZM230 263V262H229ZM243 263H245L246 264V262L244 261ZM51 264V263H50ZM67 264V263H66ZM69 264V263H68ZM119 264H120V259H119ZM133 264H135V263H133ZM178 264V263H177ZM203 264H205V263H203ZM210 264V263H209ZM252 264H264V258H260V260H257V261H254Z\"/></svg>",
    "mask_w": 264,
    "mask_h": 264
}]
</instances>
